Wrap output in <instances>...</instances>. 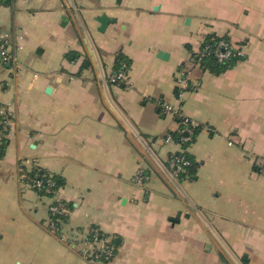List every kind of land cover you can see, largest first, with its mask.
<instances>
[{
  "label": "crops",
  "instance_id": "1",
  "mask_svg": "<svg viewBox=\"0 0 264 264\" xmlns=\"http://www.w3.org/2000/svg\"><path fill=\"white\" fill-rule=\"evenodd\" d=\"M102 13L116 19L104 32ZM0 29L13 57L0 64V264H92L77 235L92 228L116 246L109 264H264V0H0ZM208 36L245 59L204 71L192 54ZM162 104L203 126L195 176L173 175ZM24 161L63 181L55 198L21 180ZM54 201L71 206L65 238L49 229Z\"/></svg>",
  "mask_w": 264,
  "mask_h": 264
},
{
  "label": "built area",
  "instance_id": "2",
  "mask_svg": "<svg viewBox=\"0 0 264 264\" xmlns=\"http://www.w3.org/2000/svg\"><path fill=\"white\" fill-rule=\"evenodd\" d=\"M215 57L218 59L219 62H223L229 60L232 56H244L242 52V47L233 44L232 42L227 41H220L218 44V48L214 53ZM13 60L11 55L10 45L8 41V35L4 33L0 29V64L9 63ZM128 80V76L126 73L121 72L116 76H112L110 82L112 84H121L125 83ZM183 83V89L180 92V98L183 96L184 92L188 88V83L183 79L181 82ZM182 99V98H181ZM164 112L172 114L174 117L180 115L181 109L180 108H173L170 105L162 104ZM0 116L2 117L0 121V149L3 146V140L7 139L8 137V130H9V121H10V113L7 107L0 105ZM162 142L172 144L174 143L170 137L161 138ZM189 140V139H187ZM170 167L173 171V175L175 177H179L181 173L184 172V166L188 165V162L181 158L180 160L173 159L171 157ZM28 161H24L21 163V180L23 182H27V176L24 172L25 164ZM149 182V176L146 170L143 167H139L135 176H134V183L139 187H145ZM43 181L37 180L33 181L31 184L33 189L42 190L43 188ZM47 185L51 187L50 181L47 182ZM47 193H50L48 190ZM57 194V193H56ZM55 194V195H56ZM51 198V197H50ZM55 198V196L53 197ZM52 198V199H53ZM70 214V208L67 206L66 203L57 201L52 202L50 205V220H49V229L59 236L65 238V234L63 233L62 227L65 221H55L53 217H64L68 219ZM67 221V220H66ZM100 230L97 228L90 229L87 233L78 232V236L81 238V242L83 244V258L87 260L89 263L92 264H109L116 255V246L114 242L109 237H101Z\"/></svg>",
  "mask_w": 264,
  "mask_h": 264
},
{
  "label": "trees",
  "instance_id": "3",
  "mask_svg": "<svg viewBox=\"0 0 264 264\" xmlns=\"http://www.w3.org/2000/svg\"><path fill=\"white\" fill-rule=\"evenodd\" d=\"M231 42L228 37H217V36H208L202 43L201 50L198 54H192L193 62L200 66L204 71H209L215 75H221L228 70L232 69L235 65L245 59L244 56H232L229 60L219 62L215 57L214 53L218 48V44L220 41ZM130 68V61L122 54H118L115 60V73L113 76L118 75L121 72L128 74ZM124 83L118 84L122 85ZM193 87L191 85L188 86L186 91H191ZM179 90L177 91V96L179 97ZM163 108V107H162ZM164 110V109H163ZM175 122L177 124V129L174 131L168 132L164 138L170 137L172 141L179 145L181 148V152L177 154L171 155L173 159L180 160L181 158L185 159L188 162V165L184 166V172L179 175V178H186L189 176H195L197 170L199 168V163L187 152L189 146L196 140L197 135L203 129L202 125H198L193 123L189 118L185 117L181 112L180 115L174 117ZM2 117L0 116V121ZM189 139V140H187ZM8 145V138L3 140V146L0 149V158H2L6 152V148ZM24 172L27 176V183L32 184L33 181L41 180L43 181L42 190H37V193L41 196L51 197L53 198L57 191L62 187L63 181L50 173L41 170L40 168H33L31 171H28L25 167ZM50 181L52 184L51 187L47 185V182ZM50 193H47L46 191ZM67 206L71 209V206L67 204ZM55 221H66L67 219L64 217H53ZM101 237H106L104 233H100Z\"/></svg>",
  "mask_w": 264,
  "mask_h": 264
},
{
  "label": "water",
  "instance_id": "4",
  "mask_svg": "<svg viewBox=\"0 0 264 264\" xmlns=\"http://www.w3.org/2000/svg\"><path fill=\"white\" fill-rule=\"evenodd\" d=\"M96 20L100 24V31L101 32H104L111 23L116 22L115 18H110L106 13H102V15L97 17ZM159 58L165 60L168 58V54L161 52V53H159Z\"/></svg>",
  "mask_w": 264,
  "mask_h": 264
}]
</instances>
